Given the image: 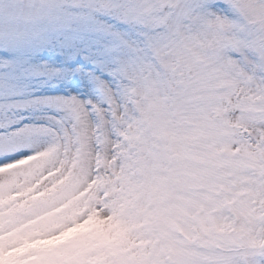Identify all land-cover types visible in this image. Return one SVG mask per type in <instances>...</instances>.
Returning <instances> with one entry per match:
<instances>
[{
    "label": "snow or ice",
    "instance_id": "6c2138e0",
    "mask_svg": "<svg viewBox=\"0 0 264 264\" xmlns=\"http://www.w3.org/2000/svg\"><path fill=\"white\" fill-rule=\"evenodd\" d=\"M0 264H264V0H0Z\"/></svg>",
    "mask_w": 264,
    "mask_h": 264
}]
</instances>
